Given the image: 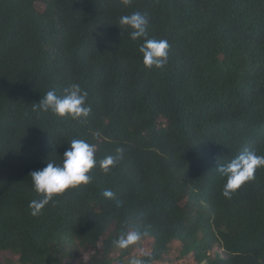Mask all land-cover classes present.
Masks as SVG:
<instances>
[{
  "label": "trees",
  "instance_id": "16d2710c",
  "mask_svg": "<svg viewBox=\"0 0 264 264\" xmlns=\"http://www.w3.org/2000/svg\"><path fill=\"white\" fill-rule=\"evenodd\" d=\"M134 11L170 45L162 69L119 29ZM72 83L88 92L85 120L32 112ZM73 138L123 158L32 217L30 173ZM250 150L264 155V0H0V264H124L142 240L151 264L180 239L208 264H264V168L230 199L216 170ZM133 228L147 235L114 248ZM211 238L242 253L210 260Z\"/></svg>",
  "mask_w": 264,
  "mask_h": 264
},
{
  "label": "clouds",
  "instance_id": "9594fccd",
  "mask_svg": "<svg viewBox=\"0 0 264 264\" xmlns=\"http://www.w3.org/2000/svg\"><path fill=\"white\" fill-rule=\"evenodd\" d=\"M131 3L132 0H120V4L124 8H128ZM118 25L120 30L123 29L128 32L132 41L143 39L138 51L142 56V64L146 69H162L168 63L170 45L166 39L148 38L149 17L146 13L134 11L122 15L118 20ZM87 97V91L83 90L78 83H72L69 87L63 89L62 94L59 95L55 89L47 91L38 103L32 105V112L36 113L38 118L50 114L59 118L83 121L92 111L91 106L87 103ZM123 153L124 149L118 147L115 154L106 155L103 159L98 160L95 145L83 139L73 138L69 143V147L60 156L59 163L55 161L47 162L44 168L30 173L32 189L37 197L32 199L28 205L30 215L32 217L40 216L50 202L55 204L56 198L67 190L89 184L92 179L89 173L93 168H99L103 174H109L113 168L119 165ZM259 168H264V155H258L254 150L245 151L220 165L216 170L224 180L221 194L230 199L242 185L256 180ZM101 195L105 199L115 198V193L110 189H105ZM210 224L209 233L215 234L216 231L212 221H210ZM144 235H147V233H142L133 228L121 232L112 241V244L116 249L127 250L140 241ZM204 236L205 234L201 232L197 234L199 241ZM176 245L181 246L177 259H185V257L190 256L195 264H208V259L202 257L199 247L190 242L184 243L181 239L180 241L175 240L170 251L151 264H168L172 261L171 256L175 252ZM152 246L149 247V253L143 256L152 254ZM205 246L211 247L207 255L213 261L216 259L226 260L231 254L238 255L242 253V250L229 251L220 241L212 238L207 240ZM214 247L217 250L211 255L210 252ZM143 256L130 258L128 264H150V258H142ZM158 257L154 258L153 254V259Z\"/></svg>",
  "mask_w": 264,
  "mask_h": 264
},
{
  "label": "rangeland",
  "instance_id": "374dc122",
  "mask_svg": "<svg viewBox=\"0 0 264 264\" xmlns=\"http://www.w3.org/2000/svg\"><path fill=\"white\" fill-rule=\"evenodd\" d=\"M151 245V240H147V241H141L139 243H137L135 246H134V249L133 251L125 258V263L124 264H128L129 262V259L132 258V257H140V256H143V255H146L149 253V247ZM181 249V246L180 245H176L175 247V252L174 254L171 256V260L168 264H195L191 257L190 256H187L185 257V259H177V255L179 253ZM217 250L216 247H214V249L210 252V254L212 255L213 252ZM128 259V261H127ZM0 261H1V258H0ZM63 264H76L75 261L73 262H63Z\"/></svg>",
  "mask_w": 264,
  "mask_h": 264
}]
</instances>
